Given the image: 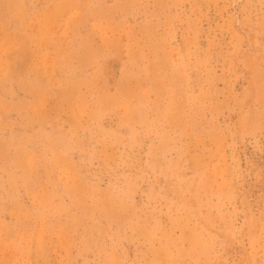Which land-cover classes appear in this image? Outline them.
<instances>
[{"label": "rangeland", "instance_id": "374dc122", "mask_svg": "<svg viewBox=\"0 0 264 264\" xmlns=\"http://www.w3.org/2000/svg\"><path fill=\"white\" fill-rule=\"evenodd\" d=\"M0 264H264V0H0Z\"/></svg>", "mask_w": 264, "mask_h": 264}]
</instances>
